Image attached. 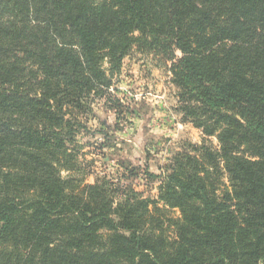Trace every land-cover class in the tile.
Instances as JSON below:
<instances>
[{"label": "trees", "instance_id": "16d2710c", "mask_svg": "<svg viewBox=\"0 0 264 264\" xmlns=\"http://www.w3.org/2000/svg\"><path fill=\"white\" fill-rule=\"evenodd\" d=\"M132 50L218 145L175 153L156 198L135 168L86 182L76 140ZM0 264H264V0H0Z\"/></svg>", "mask_w": 264, "mask_h": 264}, {"label": "rangeland", "instance_id": "374dc122", "mask_svg": "<svg viewBox=\"0 0 264 264\" xmlns=\"http://www.w3.org/2000/svg\"><path fill=\"white\" fill-rule=\"evenodd\" d=\"M168 66L169 62L152 54L132 50L113 77L110 100L96 99L92 112L81 117L85 128L76 135L81 146L79 157L84 165L91 163L93 171L86 182H93L96 175L119 177L123 172L127 174L125 167L135 168L139 175H122L125 182L144 197L156 198L161 175L175 153L202 140L218 147L215 137H205L191 122L182 120ZM113 99L120 106L110 108ZM163 214L179 215L176 209L164 210ZM171 235L169 230L168 236Z\"/></svg>", "mask_w": 264, "mask_h": 264}]
</instances>
